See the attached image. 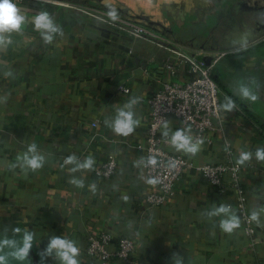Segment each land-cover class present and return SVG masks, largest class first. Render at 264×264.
<instances>
[{
	"label": "crops",
	"instance_id": "1",
	"mask_svg": "<svg viewBox=\"0 0 264 264\" xmlns=\"http://www.w3.org/2000/svg\"><path fill=\"white\" fill-rule=\"evenodd\" d=\"M58 1L142 21L196 56L226 53L214 64L212 77L220 84L223 130L236 160L241 161L242 153L249 154L239 163L247 166L242 185L246 210L255 217L257 244L252 251L245 247L239 222L231 232L223 229L222 222L238 221L235 213L224 209L229 198L216 194L191 170L182 173L171 198L160 208L146 209L140 203L146 189L139 154L128 145L144 134V101L155 88L154 79L161 76L166 52L141 40L116 41L104 25L75 10L24 0L16 5L25 18L20 31L0 32V256L4 264H27L26 257L13 255L23 248L26 233L32 234L33 250H29L35 249L42 264L46 262L34 240L38 237L48 243L47 248L55 238L72 242L80 249L79 264H93L83 254L90 229L133 237L139 264H264V160L257 158V151L264 150V105H255L256 100L249 102L243 95L264 91L263 71L254 65L251 70L242 67L253 63V53L264 42V0ZM42 13L56 31L35 27V18ZM194 49H202L203 55ZM261 49L264 53V45ZM144 64L146 73L140 68ZM178 73L186 77L183 69ZM122 78H129L131 88L118 104L112 90ZM230 102L234 106L229 111L225 106ZM244 109L262 126L247 120ZM121 111L131 112L138 122L128 136L114 131ZM91 121L97 127L91 128ZM169 125L173 138L177 130L173 121ZM32 145L35 150L30 152ZM219 147L215 137L213 145L198 148L188 160L193 165L215 162ZM104 153H113L118 162L116 174L105 183L77 168L76 156L92 167ZM33 156L41 158L40 168L28 165ZM51 254L60 261L56 264H64L57 249Z\"/></svg>",
	"mask_w": 264,
	"mask_h": 264
},
{
	"label": "built area",
	"instance_id": "2",
	"mask_svg": "<svg viewBox=\"0 0 264 264\" xmlns=\"http://www.w3.org/2000/svg\"><path fill=\"white\" fill-rule=\"evenodd\" d=\"M22 1L12 0V3L17 5ZM29 1L75 10L104 25L116 41L124 37L141 40L166 52L167 56L160 67L161 76L154 79L155 88L144 101L147 108L144 134L139 141L128 145L131 151L139 154L146 189L140 203L146 209L160 208L171 198L173 186L182 173L191 170L216 194L229 198L224 209L236 214L245 238V247L252 251L257 244V227L246 210L247 194L242 185V174L247 166L236 160V154L224 134L223 100L212 77L214 64L226 53L196 56L186 47L162 35V31L154 26L133 18L115 16L113 19L108 13L58 0ZM140 68L146 73L145 64ZM181 69L186 77H180L178 71ZM129 78L120 79L113 87V98L118 104H122L130 93ZM170 120L173 121V129L183 131L190 138L191 144L198 145L200 149L210 147L214 138L218 137V160L193 165L188 160L191 152L181 149L172 153L166 150L174 147L168 126ZM89 126L97 127L96 121H91ZM74 160L80 171H88L100 183L108 181L118 170L117 158L113 153H104L102 160L92 167L83 161L81 155ZM83 254L93 264L141 262L136 254L133 237L115 236L106 229L88 231Z\"/></svg>",
	"mask_w": 264,
	"mask_h": 264
},
{
	"label": "clouds",
	"instance_id": "3",
	"mask_svg": "<svg viewBox=\"0 0 264 264\" xmlns=\"http://www.w3.org/2000/svg\"><path fill=\"white\" fill-rule=\"evenodd\" d=\"M109 16H111L113 19H115V13L110 12ZM24 16L19 14L18 8L14 3H12V0H0V32L5 31H20L21 25L24 22ZM35 27L37 29H44L48 31H56V29L53 27L52 22L48 19V16L46 13L40 14L38 17L35 18ZM46 40L51 39V37H45ZM243 95L245 97H248L253 102H255L256 97L250 96V94L247 91H244ZM234 105L230 102L226 107V110H231V108ZM137 121H133L132 119V113L131 112H123L121 111L119 113V118L116 120L114 131L117 134H122L124 136H128L134 128V125L137 124ZM173 146L177 150H185L186 152H191L195 154L198 151V145H192L191 140L188 136L184 134L183 131H177L172 140ZM35 150V145H32L29 149L30 152H33ZM249 158L248 153H242L241 154V161L247 160ZM257 158L259 160H264V150L257 151ZM27 159V157H25ZM28 165L32 169H37L41 167V158L38 156H33L30 160H27ZM87 166V165H85ZM220 211H224V209H220ZM255 219V217H253ZM238 221L231 222H222V227L225 231L231 232L233 228L238 227ZM17 232H19V229H16ZM31 241H32V235L25 234L24 237V245L23 248L20 249L19 252L14 253L13 255L23 260L31 247ZM5 243H8L5 241ZM51 249H57L58 255L60 256L61 260L64 261V264H79L76 257L80 254V249L78 247H75L72 242L55 238L52 239L49 251ZM0 264H4V257L0 256Z\"/></svg>",
	"mask_w": 264,
	"mask_h": 264
},
{
	"label": "rangeland",
	"instance_id": "4",
	"mask_svg": "<svg viewBox=\"0 0 264 264\" xmlns=\"http://www.w3.org/2000/svg\"><path fill=\"white\" fill-rule=\"evenodd\" d=\"M198 33L200 34L201 33V31H198ZM201 35V34H200ZM198 39V38H197ZM204 39H206V38H203L202 39V41H204ZM192 40V39H191ZM192 41H194V40H192ZM198 41H201L200 39L199 40H197L196 42H198ZM263 45H264V42L261 44V46L259 47L260 49H258V52H254L253 53V57H255V58H252V59H254L253 60V63H247V64H243L242 65V67H246V68H244V70H251L252 68V66L254 65V66H259V68L263 71L262 73H261V76H262V79H261V81H262V83H264V80H263V76H264V53H262V52H260L262 49V47H263ZM254 48V47H253ZM252 48V49H253ZM256 48V47H255ZM254 48V50H257V48L255 49ZM194 50H196L195 52L196 53H198L197 55H203V50L202 49H194ZM208 50V49H207ZM213 52H214V50H212ZM234 51V50H233ZM240 52V50H237V52ZM242 51H244L245 52V50L244 49H242ZM246 51H248V50H246ZM231 53V52H230ZM255 53H257V55L255 56L254 54ZM218 54V53H217ZM215 55V54H214ZM218 61V60H217ZM251 80L250 79H248V83L250 82ZM215 84H219V83H217V82H215ZM216 85V86H217ZM220 85V84H219ZM219 85L217 86V87H219ZM228 85L230 86V87H232V85H233V87H232V89H234V84L233 83H231V82H229L228 81ZM264 85V84H263ZM234 90H236V88L234 89ZM261 90H262V88H261ZM238 91L240 92V91H243L242 89H238ZM250 96H255L256 97V101L258 102H255L254 104L255 105H264V91L262 90L260 93H252V94H250ZM248 101L249 102H251L252 100L251 99H249L248 98ZM235 105H237V104H235ZM258 114H260V111H258ZM262 117H264V116H262ZM26 226V225H25ZM32 235V234H31ZM35 240V242H36V245H37V248L40 250V251H42V257H43V260L46 262V264H56V263H59L60 261H58V258H56L55 259V256H53L52 254L50 255V251H49V247L47 248L46 247V245L48 244V243H46L44 240H43V238L42 237H38L37 239H34ZM44 241V243H43V241ZM42 241V242H41ZM52 250V249H51ZM47 253V254H46ZM47 259H48V261H47ZM61 260V259H60ZM13 262V261H12ZM63 262V261H62ZM14 263V262H13ZM25 263H26V261H25ZM16 264V263H15ZM17 264H19V263H17Z\"/></svg>",
	"mask_w": 264,
	"mask_h": 264
},
{
	"label": "trees",
	"instance_id": "5",
	"mask_svg": "<svg viewBox=\"0 0 264 264\" xmlns=\"http://www.w3.org/2000/svg\"><path fill=\"white\" fill-rule=\"evenodd\" d=\"M228 94H230V93H228ZM236 103H237V102H235V104H236ZM237 105H240V103L238 102ZM243 115L247 118V120L251 121L252 123L258 124L259 127L262 126L261 123L258 121L259 119H258L256 116H254L250 111L244 109V110H243ZM262 128H263V127H262ZM31 246H32V245H31ZM30 249L33 250L32 247H30ZM33 254H34L35 257L38 258L37 264H42L41 261H40V259H39V256H38L37 252L35 251V249H34ZM35 254H36V255H35Z\"/></svg>",
	"mask_w": 264,
	"mask_h": 264
},
{
	"label": "water",
	"instance_id": "6",
	"mask_svg": "<svg viewBox=\"0 0 264 264\" xmlns=\"http://www.w3.org/2000/svg\"><path fill=\"white\" fill-rule=\"evenodd\" d=\"M42 7L44 6V4H40ZM26 260H27V264H36V259L35 256L33 255L32 251L29 250L28 254L26 256Z\"/></svg>",
	"mask_w": 264,
	"mask_h": 264
}]
</instances>
